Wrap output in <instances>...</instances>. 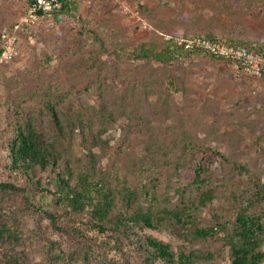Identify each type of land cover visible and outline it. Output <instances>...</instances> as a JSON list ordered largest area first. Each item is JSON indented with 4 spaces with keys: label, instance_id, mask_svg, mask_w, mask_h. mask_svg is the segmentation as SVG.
<instances>
[{
    "label": "rangeland",
    "instance_id": "rangeland-1",
    "mask_svg": "<svg viewBox=\"0 0 264 264\" xmlns=\"http://www.w3.org/2000/svg\"><path fill=\"white\" fill-rule=\"evenodd\" d=\"M28 2L0 0V32L19 24L20 38L16 57L0 67V178L22 187L27 183L22 174L2 169L9 163L10 124L22 125L31 116L45 127L40 114L44 93L68 94L65 107L71 105L89 122L97 118L93 107L102 96L105 112L114 121L102 136L103 148L91 149L93 182L115 194L114 213L124 210L119 198L124 187L147 194L139 198V207L154 205L157 212L167 210L166 216L192 205L185 224L163 216L152 229L128 231L130 241H123L121 248L113 246L110 232L85 231L101 247L98 254H105L102 261L141 264L144 239L151 237L167 244L175 257L193 254L195 264H230L220 229L206 239H197L194 232L217 222L231 227L235 204L243 201L249 203V214L264 219V201L253 187H264V79L198 52L168 67L118 60L112 52L170 37L180 44L192 36L209 35L264 47V0H76V13L58 22L50 14L24 23ZM91 55L96 61L81 67ZM79 144L75 137L63 149L72 158H85ZM196 166L203 169L204 186L213 192L212 201L203 207L196 206L199 194L193 190L181 197L180 188L189 184ZM51 176L37 169L32 180L39 189L53 190ZM41 195L34 201L48 204V196ZM35 220L29 215L25 223L31 228ZM40 226L59 242L60 250L72 248L47 220ZM35 242L26 243L27 259L44 264Z\"/></svg>",
    "mask_w": 264,
    "mask_h": 264
},
{
    "label": "trees",
    "instance_id": "trees-1",
    "mask_svg": "<svg viewBox=\"0 0 264 264\" xmlns=\"http://www.w3.org/2000/svg\"><path fill=\"white\" fill-rule=\"evenodd\" d=\"M32 1L29 0L27 6ZM76 11V0H62L59 9L44 15L39 13L37 18L51 14L58 22L61 16H71ZM17 37L19 46V32ZM197 37L192 36V38ZM200 37L219 41L228 46L247 47L264 57L263 46L240 44L232 40L217 39L211 35ZM98 44L99 51L105 55L106 50L102 43L99 41ZM197 52L212 60H223L200 50H185L173 37L160 42L142 43L132 49L117 47L112 54L118 60L156 62L168 67L176 63L179 57H190ZM87 59L84 65L81 63L79 65L83 67L96 61V57L92 55ZM172 85L169 82V86ZM57 94L59 93L49 91L42 96L43 110L40 114L45 117L42 121L45 127L39 125V121L31 116L22 125L10 118L13 121L10 124L12 136L7 142L6 157L9 163L2 169L7 173L22 174L27 183L22 187L0 178V264H32L27 259L30 251L25 250L29 246L26 243L31 239H35L37 251L44 258V264H119L110 262L107 258L103 262L105 254H98L102 251L101 247L88 238L86 232L93 231L99 234L110 232L113 246L121 248L123 241H130L128 231L132 228H154L155 224L166 216L167 210L161 209L157 212L154 205L139 207V198L147 194L141 190L136 192L124 187L119 195L120 200L124 202V210L114 213L115 194L98 182H93L96 177L93 173L94 162L91 152V149L103 148L101 143L105 142L102 136L114 119L111 118V114L105 112L107 106L102 96L93 107L98 116L89 122V118H82V114L71 105L65 107L68 94L55 96ZM75 137H79V145L83 151H86L84 156L87 158H72V155L67 154L63 149L64 143L66 141L72 143ZM161 150V147L156 148V151ZM230 164L235 166L238 172H245V168ZM37 169L49 171L52 175L49 183L53 190L39 189V183L32 180ZM202 173L203 169L196 166L189 184L183 189L180 188L182 199L186 193L190 194L191 190L199 194L197 207L207 206L213 199L212 190L204 186L205 178ZM253 187L258 199L264 201V187L262 185ZM38 194H44L41 195L42 198L48 196L49 203L43 205L37 202V204L34 198ZM181 203L183 205L184 201L181 200ZM189 209H192L191 204L183 205L181 209L176 208L166 217L175 220L178 224H185L184 219L190 217L186 214ZM127 210H130L131 214L128 215ZM234 211L235 219L231 227H223L217 222L214 226L195 230V237L214 238L218 234L217 229H220L224 234L221 239L228 250L230 264H263V215L249 214V203L244 201L238 205L236 203ZM161 213L162 215L159 216ZM29 215L36 218L35 225L31 228L25 223ZM43 219L48 221L49 227L54 232L66 237L72 245L70 250H60L59 242L45 234L40 226ZM91 242L96 245L93 246ZM144 242L143 256L140 254L141 264H154L155 261H162L165 264H195L197 261L191 253L175 257L167 244L154 238L146 237ZM98 257L100 263H96Z\"/></svg>",
    "mask_w": 264,
    "mask_h": 264
},
{
    "label": "built area",
    "instance_id": "built-area-1",
    "mask_svg": "<svg viewBox=\"0 0 264 264\" xmlns=\"http://www.w3.org/2000/svg\"><path fill=\"white\" fill-rule=\"evenodd\" d=\"M62 0H33L26 8L22 21L28 23L37 18L38 14H47L59 9ZM72 1V0H63ZM19 24L0 34V67L14 59L18 53ZM185 50H200L213 57L226 60L235 70L255 79H264V57L247 47L228 46L219 41L202 37L181 42Z\"/></svg>",
    "mask_w": 264,
    "mask_h": 264
}]
</instances>
